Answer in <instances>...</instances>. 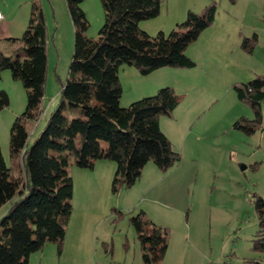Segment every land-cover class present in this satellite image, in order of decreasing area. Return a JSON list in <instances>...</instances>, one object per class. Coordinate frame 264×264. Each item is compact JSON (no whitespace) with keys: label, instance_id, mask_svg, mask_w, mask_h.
Masks as SVG:
<instances>
[{"label":"rangeland","instance_id":"374dc122","mask_svg":"<svg viewBox=\"0 0 264 264\" xmlns=\"http://www.w3.org/2000/svg\"><path fill=\"white\" fill-rule=\"evenodd\" d=\"M34 1L41 6L47 30L44 94L35 118L24 113L27 91L22 82L13 78L10 68L0 70V90L9 97L8 105L0 109V149L16 177L22 174L21 154L10 151L12 124L17 117L21 119L27 130L26 146H30L61 100V85L68 76L74 49L66 0ZM211 1L216 13L209 26L217 21L210 34L208 29L200 32L190 49L222 69L213 82L220 85V92L216 105L206 107L199 117L180 120L173 109L176 122L171 118V122H161V130L180 152V159L165 170L148 161L132 185L114 191L115 161L102 159L110 165L104 167L95 159L89 168L77 165L74 157L67 155L73 209L63 246L59 250L55 241H48L30 254L29 264H149L131 221L140 209L155 223L169 228L162 264H244L253 259L264 264V247H254L259 236L254 202L257 196L264 198V101L260 104L261 124L252 133L232 127L238 117L255 115L250 104L238 99L232 84L264 73V0H161L159 13L140 20L139 26L151 34L158 30L168 33L185 19L188 10L199 12ZM32 2L0 0L2 53L16 52L19 58L24 57L18 49ZM80 6L89 23L85 34L96 37L104 22L101 1L82 0ZM254 33L257 40L250 52L242 42ZM206 38L213 50L207 51L203 45ZM121 78L120 105L127 106L132 100H125V94L135 84V77L126 72ZM178 94L177 107L193 102L191 96L183 99V94ZM63 112L68 117L80 115L79 108L69 105ZM149 165L157 170L147 171ZM20 194L17 191L0 205V217Z\"/></svg>","mask_w":264,"mask_h":264},{"label":"trees","instance_id":"16d2710c","mask_svg":"<svg viewBox=\"0 0 264 264\" xmlns=\"http://www.w3.org/2000/svg\"><path fill=\"white\" fill-rule=\"evenodd\" d=\"M81 1L66 0L74 49L60 102L30 146H26L27 130L19 117L10 129L9 147L12 153L21 154V176L12 174L0 149V205L17 191L22 193L0 217V264H29L30 254L48 241H55L59 250L63 246L73 209V179L65 168L67 155H72L77 165L89 168L95 159L115 161L114 191L132 185L148 161L165 170L181 156L159 124L160 115H172L181 95L167 85L121 106L119 68L127 64L147 74L163 66H194L196 62L185 49L212 23L215 2L199 12L188 10L185 19L168 33L158 30L151 34L139 21L156 16L161 0H100L104 22L96 37H88L89 23ZM30 13L18 49L24 57L0 51V70L10 68L13 78L22 82L27 91L24 113L35 118L44 94L47 30L41 6L34 0ZM256 40L254 33L243 40L242 47L251 52ZM232 86L238 99L250 104L255 113L253 118L238 117L232 127L252 133L262 120L264 73L235 81ZM8 103L7 92L0 90V109ZM66 105L79 108L80 115L66 116ZM254 203L259 221L254 247L263 248L264 198L257 196ZM131 221L145 261L162 264L169 228L152 221L142 209ZM244 264H258V260Z\"/></svg>","mask_w":264,"mask_h":264},{"label":"crops","instance_id":"0c3cea01","mask_svg":"<svg viewBox=\"0 0 264 264\" xmlns=\"http://www.w3.org/2000/svg\"><path fill=\"white\" fill-rule=\"evenodd\" d=\"M213 24L204 28L202 32L207 33L206 30L208 29L210 30L208 34H210ZM142 27L146 29L145 26ZM206 41L207 38L205 39L203 45L206 44ZM194 42H196V40ZM194 42L189 44L185 49L187 55H189L196 62V64L192 67L181 68L163 66L156 68L147 74H143L134 66L123 65L122 69H120L121 71L119 70V78L122 84V94L124 90V82L121 78L122 75H125L126 72H129L130 74H133V77H135V84L130 85L129 90L127 89V92L125 94V100L131 101L145 95L153 94L159 87L169 85L173 87L177 93H182L183 99L186 98V96H191L193 98V102L190 105H186V107L185 105H183L182 107H177V105L174 108V112H176L177 119L181 120L183 119V117H185L189 120H192L196 116L199 117L202 111L209 105L211 107L216 105L215 101L218 100L217 96L220 92V85L216 86V84L213 82L215 80V76H219L220 71H222V69H219L218 67L214 66V63H209L207 59H201L197 54H195V52L193 53L190 47L194 44ZM209 49L213 50V46H209L206 44V50L208 51ZM230 49L231 48H229V50ZM201 63L203 65H201ZM185 111H187V113L189 114L192 113V115L187 116V113H184ZM172 115L173 117L164 114V116L166 117L163 116V118H159V124L161 128V122H167L168 120H170L171 122V119L175 120L174 113ZM163 131L166 133L164 129ZM97 162L98 164L104 167L110 166L105 161H102V159ZM150 169L157 170L154 169L152 165H149L147 171Z\"/></svg>","mask_w":264,"mask_h":264},{"label":"built area","instance_id":"2783aa9c","mask_svg":"<svg viewBox=\"0 0 264 264\" xmlns=\"http://www.w3.org/2000/svg\"><path fill=\"white\" fill-rule=\"evenodd\" d=\"M0 19H3V14L0 12Z\"/></svg>","mask_w":264,"mask_h":264}]
</instances>
